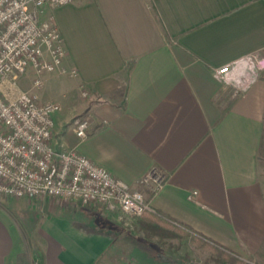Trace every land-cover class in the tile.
Masks as SVG:
<instances>
[{
	"label": "crops",
	"instance_id": "1",
	"mask_svg": "<svg viewBox=\"0 0 264 264\" xmlns=\"http://www.w3.org/2000/svg\"><path fill=\"white\" fill-rule=\"evenodd\" d=\"M48 15L63 39V67L77 73L70 87L89 94L87 136L72 132L76 107L54 124L57 148L139 189L156 213L127 219L128 229L100 206L0 196V264H123L131 246L170 247L178 234L206 251L197 264H264V70L235 99L213 74L264 56V0H73L45 7ZM56 75L46 83L61 87ZM154 167L166 182L151 195L138 181ZM146 226L174 237H148Z\"/></svg>",
	"mask_w": 264,
	"mask_h": 264
},
{
	"label": "built area",
	"instance_id": "2",
	"mask_svg": "<svg viewBox=\"0 0 264 264\" xmlns=\"http://www.w3.org/2000/svg\"><path fill=\"white\" fill-rule=\"evenodd\" d=\"M73 0H0V196L46 197L82 206H100L119 221L156 213L139 189L114 177L75 149L53 144V116L60 107L40 101L34 91L47 74L76 76L63 67V39L45 7H59ZM264 70V56L250 54L213 70L214 76L235 99L247 91ZM31 72L29 90L18 88L19 79ZM81 96L87 97L83 86ZM89 126L86 115L71 121L74 135L82 140ZM165 174L151 168L138 186L151 195L161 190ZM192 191L188 199L196 196ZM248 264H254L248 262Z\"/></svg>",
	"mask_w": 264,
	"mask_h": 264
},
{
	"label": "rangeland",
	"instance_id": "3",
	"mask_svg": "<svg viewBox=\"0 0 264 264\" xmlns=\"http://www.w3.org/2000/svg\"><path fill=\"white\" fill-rule=\"evenodd\" d=\"M264 78V71L261 73ZM31 72L28 71L25 75H23L19 81H18V88L21 90H29L31 87ZM70 77L66 75H56L55 80L61 82V87L56 85L54 83L47 84L46 83V78L44 77V84H42V87L39 88L38 90L34 91L36 95L38 96L39 99L44 100L45 97L47 99H50L52 101H55L59 107L60 110L56 113L57 114H62L65 115L64 119H61L60 121L53 117V122L59 123L61 125H64L66 121L70 120L69 118L71 117V114L76 113V107H81L82 112L79 114H76L77 116L79 115H85V113L88 110V96L87 97H82L81 96V89L82 87L78 85L75 90H73V87H70ZM71 89L72 92H69L68 89ZM64 91V92H63ZM74 91V92H73ZM70 93V94H69ZM42 95V96H41ZM64 102V103H63ZM67 123V122H66ZM62 133L54 134L52 137L53 144L55 147H57L59 143L60 137H62ZM259 163V177L260 181L264 184V152L262 157L258 159ZM13 198V197H12ZM11 200V199H9ZM14 200H18L23 203V201L28 202L30 204L36 202L35 198H16ZM10 203V202H9ZM24 206V205H23ZM20 207H18L19 209ZM124 221V220H121ZM128 223V221L126 220ZM125 221L123 223H126ZM121 225L123 228H128L130 225ZM129 232V230H128ZM127 232V233H128ZM131 230H130V235H131ZM129 234V233H128ZM27 242V241H26ZM173 245H170V247H167L163 244L160 245H142L140 244V252L136 251V248L130 247L126 249V253L123 255H120V260L123 261V264H136L138 260L140 259L142 264H197L198 262L202 261L204 256H206V251L201 250L199 248H196L194 246V242L189 239L186 236H180L178 234L177 237L173 238V241L171 242ZM34 249L31 245H28L24 247V256L30 258L33 253ZM25 259V260H26ZM139 260V261H140ZM145 261V262H144ZM27 262V260H26ZM139 262V264L141 263ZM113 264V263H112Z\"/></svg>",
	"mask_w": 264,
	"mask_h": 264
},
{
	"label": "trees",
	"instance_id": "4",
	"mask_svg": "<svg viewBox=\"0 0 264 264\" xmlns=\"http://www.w3.org/2000/svg\"><path fill=\"white\" fill-rule=\"evenodd\" d=\"M264 152V124H263V130H262V135H261V141L258 149V157H262ZM144 233L147 234L148 237L156 236L158 239H163V238H173L174 233L170 232L166 228L162 227H157V228H152L150 226H146L143 228Z\"/></svg>",
	"mask_w": 264,
	"mask_h": 264
}]
</instances>
